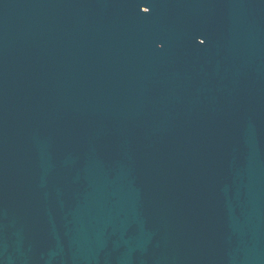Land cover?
<instances>
[{"label": "water", "instance_id": "95a60500", "mask_svg": "<svg viewBox=\"0 0 264 264\" xmlns=\"http://www.w3.org/2000/svg\"><path fill=\"white\" fill-rule=\"evenodd\" d=\"M0 264H264V0H0Z\"/></svg>", "mask_w": 264, "mask_h": 264}]
</instances>
